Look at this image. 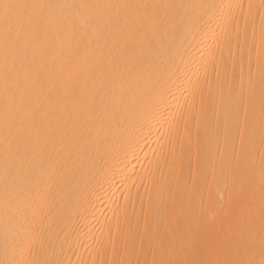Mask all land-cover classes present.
Instances as JSON below:
<instances>
[{
	"label": "bare ground",
	"instance_id": "bare-ground-1",
	"mask_svg": "<svg viewBox=\"0 0 264 264\" xmlns=\"http://www.w3.org/2000/svg\"><path fill=\"white\" fill-rule=\"evenodd\" d=\"M0 264H264V0H0Z\"/></svg>",
	"mask_w": 264,
	"mask_h": 264
}]
</instances>
